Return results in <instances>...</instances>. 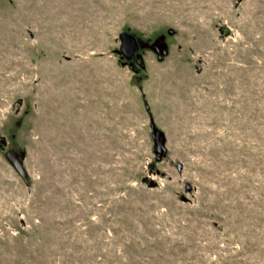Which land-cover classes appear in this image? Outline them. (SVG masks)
Here are the masks:
<instances>
[{
	"label": "rangeland",
	"instance_id": "obj_1",
	"mask_svg": "<svg viewBox=\"0 0 264 264\" xmlns=\"http://www.w3.org/2000/svg\"><path fill=\"white\" fill-rule=\"evenodd\" d=\"M0 264H264V0H0Z\"/></svg>",
	"mask_w": 264,
	"mask_h": 264
},
{
	"label": "water",
	"instance_id": "obj_2",
	"mask_svg": "<svg viewBox=\"0 0 264 264\" xmlns=\"http://www.w3.org/2000/svg\"><path fill=\"white\" fill-rule=\"evenodd\" d=\"M170 32H172L170 30ZM119 39V48L116 50V52L120 55V57H123L127 61H132V59L135 57L136 53H138L141 45L138 43V39L136 35L132 34L129 31L121 30L118 34ZM156 44H152L153 50L157 54L160 53L161 48H164L166 44L164 42L160 46H155ZM165 52V49L164 51ZM138 58V57H137ZM159 59H161V55L158 56ZM139 59V58H138ZM153 130V136H154V145H155V152L156 153H163L165 151V144H164V136L163 134L156 130L155 128H152ZM24 152H17L15 150L9 149L5 153V158L8 161L9 164H12V166L15 168V170L18 172V174L22 178H26V171L23 167V160ZM156 159H159V156H156ZM178 167H180L178 165Z\"/></svg>",
	"mask_w": 264,
	"mask_h": 264
},
{
	"label": "flooded vegetation",
	"instance_id": "obj_3",
	"mask_svg": "<svg viewBox=\"0 0 264 264\" xmlns=\"http://www.w3.org/2000/svg\"><path fill=\"white\" fill-rule=\"evenodd\" d=\"M138 39V38H137ZM138 43H139V40H138ZM140 44V43H139ZM154 44H156V43H154ZM158 44H156L155 46H157ZM159 46V45H158ZM137 57H138V53H136V55H135V57L132 59V61H129V62H135L136 61V59H137Z\"/></svg>",
	"mask_w": 264,
	"mask_h": 264
},
{
	"label": "trees",
	"instance_id": "obj_4",
	"mask_svg": "<svg viewBox=\"0 0 264 264\" xmlns=\"http://www.w3.org/2000/svg\"><path fill=\"white\" fill-rule=\"evenodd\" d=\"M153 44V43H152ZM152 44H151V47H152Z\"/></svg>",
	"mask_w": 264,
	"mask_h": 264
}]
</instances>
